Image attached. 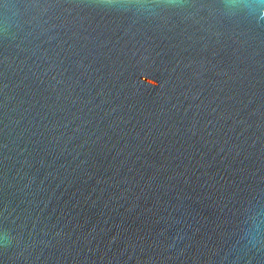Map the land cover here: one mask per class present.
<instances>
[{"label":"water","instance_id":"1","mask_svg":"<svg viewBox=\"0 0 264 264\" xmlns=\"http://www.w3.org/2000/svg\"><path fill=\"white\" fill-rule=\"evenodd\" d=\"M0 264H264V0H0Z\"/></svg>","mask_w":264,"mask_h":264}]
</instances>
